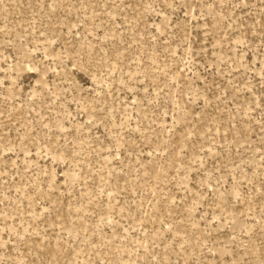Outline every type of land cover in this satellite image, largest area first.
Instances as JSON below:
<instances>
[{
    "label": "rangeland",
    "instance_id": "374dc122",
    "mask_svg": "<svg viewBox=\"0 0 264 264\" xmlns=\"http://www.w3.org/2000/svg\"><path fill=\"white\" fill-rule=\"evenodd\" d=\"M0 264H264V0H0Z\"/></svg>",
    "mask_w": 264,
    "mask_h": 264
}]
</instances>
